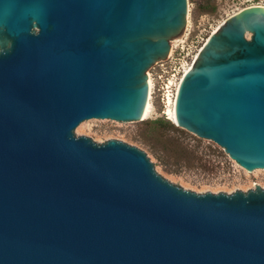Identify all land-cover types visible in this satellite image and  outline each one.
I'll list each match as a JSON object with an SVG mask.
<instances>
[{
	"label": "water",
	"instance_id": "95a60500",
	"mask_svg": "<svg viewBox=\"0 0 264 264\" xmlns=\"http://www.w3.org/2000/svg\"><path fill=\"white\" fill-rule=\"evenodd\" d=\"M190 0H0V264H264V184L203 192L87 119L143 120ZM176 124L264 168V5L185 74Z\"/></svg>",
	"mask_w": 264,
	"mask_h": 264
},
{
	"label": "rangeland",
	"instance_id": "374dc122",
	"mask_svg": "<svg viewBox=\"0 0 264 264\" xmlns=\"http://www.w3.org/2000/svg\"><path fill=\"white\" fill-rule=\"evenodd\" d=\"M190 1L186 28L174 46L178 49L184 46L189 60L230 15L250 5H264V0ZM166 121L153 113L146 119L130 122L93 118L80 123L78 133L100 143L110 138L130 141L147 154L155 170L203 192L264 184V168L249 171L213 140L199 137L174 121Z\"/></svg>",
	"mask_w": 264,
	"mask_h": 264
},
{
	"label": "built area",
	"instance_id": "2783aa9c",
	"mask_svg": "<svg viewBox=\"0 0 264 264\" xmlns=\"http://www.w3.org/2000/svg\"><path fill=\"white\" fill-rule=\"evenodd\" d=\"M206 41L202 43L192 60H189L188 55L185 54V47L183 46L181 49L174 48L167 58L150 68V77L153 82L151 113L172 121L170 111H176V100L181 82Z\"/></svg>",
	"mask_w": 264,
	"mask_h": 264
},
{
	"label": "bare ground",
	"instance_id": "6f19581e",
	"mask_svg": "<svg viewBox=\"0 0 264 264\" xmlns=\"http://www.w3.org/2000/svg\"><path fill=\"white\" fill-rule=\"evenodd\" d=\"M235 13H236V12H235ZM222 23H223V22H222ZM222 23H221V25H222ZM221 25H220V26H221ZM220 26H219V27H220ZM219 27H218V28H219ZM218 28H216L215 31H216ZM215 31H214V32H215ZM214 32H213V33H214ZM174 46H175V44L172 46V49H171L170 52H173V50H174ZM150 81H151V93H152V85H153V82H152L151 77H150ZM151 111H152V103H151V101H150V105H149L148 113H147L144 117H142V119H146V118H148V116L150 115ZM170 112H171L172 121H174V122L176 123V114H175V111H174V110H171ZM80 127H81V126H80ZM258 171H261V169H257V170H255L254 172H258ZM248 173H250V172H248Z\"/></svg>",
	"mask_w": 264,
	"mask_h": 264
},
{
	"label": "trees",
	"instance_id": "16d2710c",
	"mask_svg": "<svg viewBox=\"0 0 264 264\" xmlns=\"http://www.w3.org/2000/svg\"><path fill=\"white\" fill-rule=\"evenodd\" d=\"M158 122L162 123L163 121L162 120H158ZM166 122H169V120H167Z\"/></svg>",
	"mask_w": 264,
	"mask_h": 264
}]
</instances>
